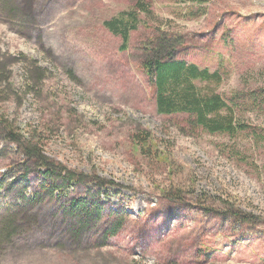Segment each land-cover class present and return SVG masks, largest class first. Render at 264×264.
<instances>
[{
    "label": "rangeland",
    "instance_id": "obj_1",
    "mask_svg": "<svg viewBox=\"0 0 264 264\" xmlns=\"http://www.w3.org/2000/svg\"><path fill=\"white\" fill-rule=\"evenodd\" d=\"M161 31L221 73L202 91L264 86V0H0V264H264V148L243 162L250 140L158 111L142 63Z\"/></svg>",
    "mask_w": 264,
    "mask_h": 264
},
{
    "label": "trees",
    "instance_id": "obj_2",
    "mask_svg": "<svg viewBox=\"0 0 264 264\" xmlns=\"http://www.w3.org/2000/svg\"><path fill=\"white\" fill-rule=\"evenodd\" d=\"M120 23L129 22L126 16L117 18ZM113 26V23H112ZM124 40H129L128 33H124ZM179 37H173L166 31H161L150 38L148 50L152 55L146 58L142 63L145 72L152 78L155 95L157 97L158 111L162 114H188L191 122L196 126L202 127L212 135H225L232 139L250 140L249 146L240 151L239 145L231 147V153L241 161L248 160V153L264 148L261 142H264V130L258 126L250 124L247 114L264 115V86L252 88L250 90H235L226 97L215 90L202 91L197 87L196 81L214 82L219 85L223 77L219 72H211L209 69L201 68L195 63H189L185 59L177 60L171 57L177 51V43H180ZM4 72L0 69V80L4 79ZM4 93L0 92V96ZM7 94V93H5ZM259 130H262L259 132ZM152 134L144 132L134 137L136 144L142 149L152 142ZM145 147L143 150L146 153ZM50 169L44 173L46 179L53 178ZM44 179V180H46ZM5 184H0V188ZM38 193L49 192L53 196L59 187H54L41 183ZM88 201H80L72 205L70 209L75 210L76 219L91 218L95 213L87 207ZM98 207H103L101 202H97ZM236 219H243L244 222H256L259 218L250 214L235 213ZM244 216V217H243ZM84 221V220H83ZM12 223L8 225V228ZM108 229V227H107ZM118 226L115 229L108 230L111 235H115Z\"/></svg>",
    "mask_w": 264,
    "mask_h": 264
}]
</instances>
